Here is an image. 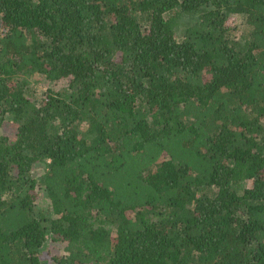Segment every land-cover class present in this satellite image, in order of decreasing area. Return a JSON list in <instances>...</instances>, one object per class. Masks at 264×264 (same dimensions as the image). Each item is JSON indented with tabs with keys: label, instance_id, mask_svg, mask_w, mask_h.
<instances>
[{
	"label": "trees",
	"instance_id": "1",
	"mask_svg": "<svg viewBox=\"0 0 264 264\" xmlns=\"http://www.w3.org/2000/svg\"><path fill=\"white\" fill-rule=\"evenodd\" d=\"M7 115L0 264H264V0H0Z\"/></svg>",
	"mask_w": 264,
	"mask_h": 264
},
{
	"label": "rangeland",
	"instance_id": "2",
	"mask_svg": "<svg viewBox=\"0 0 264 264\" xmlns=\"http://www.w3.org/2000/svg\"><path fill=\"white\" fill-rule=\"evenodd\" d=\"M239 19V30L237 31V37L239 39L244 38L248 35L250 32V28L246 25V19L244 17H238ZM197 21L196 17L186 15L181 20L180 26L177 28L178 30V37H182L184 31L192 24H194ZM31 82L32 89L36 90V98L40 97L42 93H44L48 88L52 90L58 91L59 89L67 86L69 83V79L56 81V82H46L45 79H40L39 77H32L28 78ZM15 125L13 122V119L10 115H7L4 119V121L0 118V136H13L15 135ZM46 166L44 163H36L33 169L35 178L39 180L43 177L45 174ZM244 186H250V182H247ZM39 194V200L37 203V209L39 211L48 212L51 210V203L47 196V194L44 192V190H40L38 192ZM51 217L57 218L58 216H53L49 213ZM154 219V218H152ZM66 245L62 242H54L51 238H48L45 245L40 249V260L41 264H52V257L55 255L59 256H65Z\"/></svg>",
	"mask_w": 264,
	"mask_h": 264
}]
</instances>
